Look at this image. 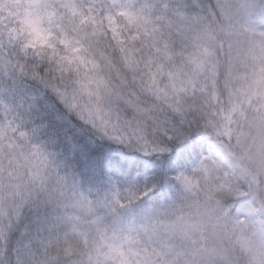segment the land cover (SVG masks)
Instances as JSON below:
<instances>
[{"label":"trees","instance_id":"trees-1","mask_svg":"<svg viewBox=\"0 0 264 264\" xmlns=\"http://www.w3.org/2000/svg\"><path fill=\"white\" fill-rule=\"evenodd\" d=\"M252 1L253 12L264 15V0ZM123 8L121 26L104 15L89 26L86 18L82 25L63 19L46 38L20 32L13 42L0 41V161L32 151L45 168L17 213L0 215V264H98L88 220L102 218L105 227L144 238L146 216L152 225L170 222L207 194L215 197L213 207L205 202L210 208L245 222L264 256L260 200L248 192L236 197L246 184L218 151L233 122L226 66L234 71L241 55L231 31L233 49L218 51L211 75L167 77L172 61L194 68L205 34L223 40L215 0H127ZM238 40L244 47V34ZM86 90L102 91L89 99L99 100L110 116L106 125L116 130L62 98ZM207 158L205 193L187 196L182 176ZM70 194L92 204L82 220L63 212ZM103 199L114 211L100 205Z\"/></svg>","mask_w":264,"mask_h":264},{"label":"rangeland","instance_id":"rangeland-1","mask_svg":"<svg viewBox=\"0 0 264 264\" xmlns=\"http://www.w3.org/2000/svg\"><path fill=\"white\" fill-rule=\"evenodd\" d=\"M125 1L0 0V41L5 44L13 42L20 32L32 36L39 31L46 38L47 29L56 23L62 24L60 21L63 19L82 25L83 18H86L89 26L96 15H104L121 26V22L125 23L127 19L122 17ZM215 2L221 14L223 40L219 41L215 32L205 34L197 44L198 54L192 62L194 68L184 70L179 63L172 61L167 77L211 75L218 51L228 53L233 49L230 38L236 41L235 49L241 54L238 64L234 71L232 66H226L227 76L234 81L230 95L233 122L231 132L225 131V140L219 144L221 148L218 151L223 153L230 167L239 170L246 184L245 189L236 191V197L248 192L260 200L264 210V15L263 12H253L252 0ZM175 21L173 25L177 26L180 21ZM236 28L238 31L241 29L242 33L235 32ZM242 34L246 39L244 47L243 42L238 40ZM92 92L98 95L102 93L65 91L62 98L79 114L82 113V117L109 128L106 119H110V116L99 100L89 99ZM213 150L211 148V153ZM20 157V160L13 157L0 161V215L5 218L17 213L16 210L44 177L45 168L37 155L30 151L22 153ZM211 166L210 158L201 159L196 167L190 168L182 176L181 182L187 196L196 195V190H202L197 191L199 196L196 195L200 200L201 194L206 191H203L204 175L207 174L204 171L211 169ZM70 196L63 198V212L70 217L73 211L82 220L92 204L73 194ZM214 200L215 197L213 199L207 194L205 202L211 205ZM205 202L196 210L189 208V212L182 216L175 214L170 222L164 220L152 225L151 216H146L142 225L144 238L133 237L116 227H105L102 218H93L91 222L88 220L84 225L94 232L92 239L98 264H264V256L247 235L249 231L245 222L233 216H223ZM102 204L114 211L111 203L103 199L100 201Z\"/></svg>","mask_w":264,"mask_h":264},{"label":"snow or ice","instance_id":"snow-or-ice-1","mask_svg":"<svg viewBox=\"0 0 264 264\" xmlns=\"http://www.w3.org/2000/svg\"><path fill=\"white\" fill-rule=\"evenodd\" d=\"M36 38L37 39H43L42 34L39 31H37V33H36Z\"/></svg>","mask_w":264,"mask_h":264},{"label":"bare ground","instance_id":"bare-ground-1","mask_svg":"<svg viewBox=\"0 0 264 264\" xmlns=\"http://www.w3.org/2000/svg\"><path fill=\"white\" fill-rule=\"evenodd\" d=\"M197 165H198V164H197ZM197 165H196V164H195V165H192V167H196ZM192 167H191V168H192Z\"/></svg>","mask_w":264,"mask_h":264}]
</instances>
